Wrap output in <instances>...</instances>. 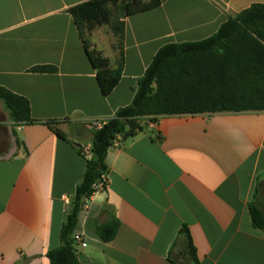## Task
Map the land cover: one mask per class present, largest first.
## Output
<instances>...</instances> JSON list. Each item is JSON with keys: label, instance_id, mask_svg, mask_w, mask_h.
I'll return each instance as SVG.
<instances>
[{"label": "crops", "instance_id": "1", "mask_svg": "<svg viewBox=\"0 0 264 264\" xmlns=\"http://www.w3.org/2000/svg\"><path fill=\"white\" fill-rule=\"evenodd\" d=\"M92 0H0V87L26 98L33 124H16L0 100V264H49L86 167L92 125L130 105L138 81L169 44L205 40L264 0H162L124 18L121 45L96 29L85 40L122 78L105 96L71 10ZM56 68L52 74L35 67ZM54 121L63 140L45 122ZM117 141L108 189L80 214L78 264H264V111L163 116ZM16 133V137L13 133ZM19 141V146L16 142ZM115 216L117 235L97 227ZM188 232V234H187Z\"/></svg>", "mask_w": 264, "mask_h": 264}, {"label": "trees", "instance_id": "2", "mask_svg": "<svg viewBox=\"0 0 264 264\" xmlns=\"http://www.w3.org/2000/svg\"><path fill=\"white\" fill-rule=\"evenodd\" d=\"M162 0H92L71 10L86 52L98 71V82L109 96L122 78V60L117 69L100 51L92 50L85 40L95 29L110 26L117 44L121 45L125 24L116 18L119 8L124 18L145 13L161 6ZM32 72L52 74L56 68L35 67ZM0 100L16 124H33L29 101L0 87ZM264 111V5H252L230 18L213 36L198 42L169 44L155 55L145 74L138 81L132 103L120 109L101 128H92L93 144L75 195L71 199L61 232L60 245L47 254L49 264H78L74 235L80 214L94 194V185L108 174L106 163L110 148L117 141H126L142 131L141 121H158L163 116ZM58 137L67 140L56 122H45ZM16 137V133H13ZM19 146V141L16 139ZM254 228L264 231V214L251 205ZM120 223L112 216L97 227L104 242L115 239ZM188 234V232H187ZM197 264L195 249L190 242Z\"/></svg>", "mask_w": 264, "mask_h": 264}, {"label": "built area", "instance_id": "3", "mask_svg": "<svg viewBox=\"0 0 264 264\" xmlns=\"http://www.w3.org/2000/svg\"><path fill=\"white\" fill-rule=\"evenodd\" d=\"M104 123L102 122H94L92 125V128H101ZM84 155L89 156L91 153V148H81ZM108 174L103 175L102 178L94 185V194H100V193H106L108 189ZM83 242V237L81 234H75L74 235V244L75 247L80 245Z\"/></svg>", "mask_w": 264, "mask_h": 264}, {"label": "rangeland", "instance_id": "4", "mask_svg": "<svg viewBox=\"0 0 264 264\" xmlns=\"http://www.w3.org/2000/svg\"><path fill=\"white\" fill-rule=\"evenodd\" d=\"M113 13H114V15L116 16V18H119V16L121 15V13H122V11L119 9V8H117V9H114L113 10ZM104 26H106V25H104ZM101 27H103V26H101ZM101 27H98V28H101ZM97 28V29H98ZM96 30V29H95ZM94 30V31H95ZM103 32H102V34H105V38H106V36H108L110 33H112V31H111V29H110V26H106L103 30H102ZM113 34V33H112ZM116 43H117V40H116Z\"/></svg>", "mask_w": 264, "mask_h": 264}]
</instances>
